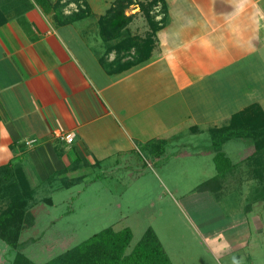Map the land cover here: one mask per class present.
Instances as JSON below:
<instances>
[{
  "label": "crops",
  "instance_id": "1",
  "mask_svg": "<svg viewBox=\"0 0 264 264\" xmlns=\"http://www.w3.org/2000/svg\"><path fill=\"white\" fill-rule=\"evenodd\" d=\"M100 1L28 0L22 23L0 24V166L19 163L29 179L48 180L76 163L59 177L84 180L110 158L123 170L129 153L138 157L137 142L155 166L170 156L213 160L209 129L252 104L264 111V0H159L155 20L163 1L166 22L152 38L150 58L123 73L108 72L101 61L111 62L115 51L107 54L100 36L94 7ZM83 8L85 17L67 21ZM132 24L127 28L136 35ZM68 132L75 135L71 144L59 138ZM204 133L208 148L186 152ZM153 140L164 142L162 152L147 147ZM253 153L239 161L246 183ZM131 162L125 167L140 165Z\"/></svg>",
  "mask_w": 264,
  "mask_h": 264
},
{
  "label": "rangeland",
  "instance_id": "2",
  "mask_svg": "<svg viewBox=\"0 0 264 264\" xmlns=\"http://www.w3.org/2000/svg\"><path fill=\"white\" fill-rule=\"evenodd\" d=\"M3 2L0 0V7ZM108 2L101 0L94 6L95 13L104 15ZM142 5L148 7V3L135 0L124 12L131 16L132 28L137 32L132 35L126 30V35L140 40L150 32ZM64 6L60 5L58 9ZM43 7L46 9V5ZM149 9L154 16L156 9ZM138 13L140 19L136 18ZM145 28L148 31H144ZM126 35L122 33L123 37ZM133 51L131 49L128 54L122 51L121 66L132 60ZM130 69H121L120 73ZM208 138L209 135L204 133L190 140L186 152L194 147L195 150L198 148L197 152L208 148ZM136 146L138 157L129 153V162L122 164L127 171L112 165L113 158H110L100 169L89 168L91 171L84 180L80 179L70 187H60L59 178H68L59 177L61 172L48 175V180L38 178V174L32 176L36 203L30 211L34 224L21 231L16 249L0 240V264H10L18 251L35 264H44L107 227L116 231L131 230L132 240L127 252L147 228L153 229L166 247L172 264H233V258L239 264H264V194L260 188L249 190V186H255L257 182L254 178L243 182L242 171L247 167L239 164L251 150L254 151L250 139H232L222 146L232 168H225L219 180L204 190L196 188L217 174L212 159L170 156L165 159L166 163L155 166L146 155L148 149L141 142ZM173 149H169L168 155ZM124 156H128L127 153ZM260 158L264 161V151ZM130 162L140 165L125 167L130 166ZM147 163L152 164L151 169ZM30 165L35 170V165ZM136 167L140 171L132 170ZM210 170L213 171L211 174ZM46 198L51 199V204L43 201ZM258 199L263 203L255 202ZM256 222L261 225L257 227ZM225 243L226 248L223 247Z\"/></svg>",
  "mask_w": 264,
  "mask_h": 264
},
{
  "label": "trees",
  "instance_id": "3",
  "mask_svg": "<svg viewBox=\"0 0 264 264\" xmlns=\"http://www.w3.org/2000/svg\"><path fill=\"white\" fill-rule=\"evenodd\" d=\"M135 0H115L104 15L98 19L100 36L107 44V54L115 51V57L111 62L102 58V64L110 73H120L121 69H130L133 66L146 63L152 51L155 33L166 22V5L162 1L158 14H163L160 21L155 20L149 8H154L159 0H152L142 11L149 25L150 32L144 39L131 38L126 35L131 16L125 15V9ZM28 0H4L0 7V24L9 18L23 22V15L31 9ZM60 5L56 6V9ZM87 8L78 9L69 17V22L78 20L88 14ZM150 14V15H149ZM122 33L126 36L123 37ZM133 51V58L127 64H120L125 54ZM124 51V52H122ZM136 56L134 58V54ZM126 56V55H125ZM211 139V151L214 153L216 175L214 178L197 186V190H204L211 183L219 180V175L226 169L232 168L225 157L222 146L232 139H250L254 145L253 178L264 194V161L260 155L264 151V111L259 104H252L247 108L234 113L226 125L209 129ZM163 141H150L147 147L163 151ZM76 163H70L65 172L78 169ZM226 168V169H225ZM64 172V173H65ZM59 175L62 174L58 173ZM81 178H61L60 187H70L79 182ZM220 187V186H219ZM218 187V188H219ZM36 190L21 164L9 162L0 166V240L12 249H16L19 243L21 231L34 224V216L30 209L36 203ZM51 204V199H43ZM132 240V232L129 228L116 231L107 227L94 233L78 245L67 249L44 264H172L164 247L156 233L147 228L134 247L127 252ZM10 264H35L21 252H16Z\"/></svg>",
  "mask_w": 264,
  "mask_h": 264
},
{
  "label": "built area",
  "instance_id": "4",
  "mask_svg": "<svg viewBox=\"0 0 264 264\" xmlns=\"http://www.w3.org/2000/svg\"><path fill=\"white\" fill-rule=\"evenodd\" d=\"M74 137L75 135L72 132L63 133L59 135L60 140L67 144H71L74 140Z\"/></svg>",
  "mask_w": 264,
  "mask_h": 264
},
{
  "label": "clouds",
  "instance_id": "5",
  "mask_svg": "<svg viewBox=\"0 0 264 264\" xmlns=\"http://www.w3.org/2000/svg\"><path fill=\"white\" fill-rule=\"evenodd\" d=\"M223 247H225V248H226V247H227V244L225 243V244L223 245ZM233 264H239V262H238V261H236V260H235V258H233Z\"/></svg>",
  "mask_w": 264,
  "mask_h": 264
}]
</instances>
